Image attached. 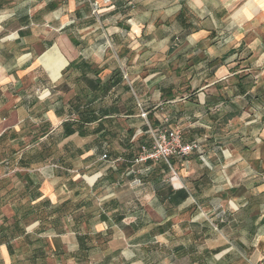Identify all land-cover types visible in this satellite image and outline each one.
I'll return each mask as SVG.
<instances>
[{"label": "crops", "instance_id": "obj_1", "mask_svg": "<svg viewBox=\"0 0 264 264\" xmlns=\"http://www.w3.org/2000/svg\"><path fill=\"white\" fill-rule=\"evenodd\" d=\"M150 44L160 57L130 58ZM107 47L120 55L99 57ZM165 120L200 152L137 164L135 141L151 146ZM39 204L66 216L41 226ZM146 206L162 218L154 238L177 226L215 233L212 250L176 246L198 255L192 264H264V0H0V227L21 229L12 254L0 244V263L12 264L20 240L31 264L49 253L58 264L100 253L149 264ZM89 212L95 247L85 249L77 217ZM97 234L117 248L99 249Z\"/></svg>", "mask_w": 264, "mask_h": 264}, {"label": "rangeland", "instance_id": "obj_2", "mask_svg": "<svg viewBox=\"0 0 264 264\" xmlns=\"http://www.w3.org/2000/svg\"><path fill=\"white\" fill-rule=\"evenodd\" d=\"M155 1L157 0H145V4H152ZM152 36H153V33L144 35L143 37L145 40H149L150 37ZM116 52L118 55H120L119 51H117L116 49H113L111 52L110 47L99 48L97 55L101 58H106L112 53V55L114 54L117 57ZM129 52H130V58H133L137 55L144 56L146 58H151V59L156 58V56L157 57L161 56L158 53V49L154 47V44H150L146 48L140 47L138 50H135V51H132V49H129ZM142 145L143 144L139 143L137 140L135 141V147L133 149L135 153H137L140 150V147ZM9 148H16V150H19L17 146L16 147L7 146L6 149L8 150ZM162 176H165V174H163ZM168 178L169 177H165L166 180H168ZM83 196L85 198L87 197V194L85 193ZM128 207L129 209L131 208L130 205ZM144 210H145L146 222H147L145 225V231L150 235V239H151V240L148 239L147 244L145 245V256L149 264H192L189 261L194 260L195 262L199 260L200 258L199 257L197 258L198 255H195L194 259L190 258L189 260L188 257H185V251L187 249L183 247L184 251L183 252L179 251L177 253L175 251V248L176 246H182V245L186 247L191 246L194 244V239L196 241L194 245L198 246V248H202L204 246L206 247L210 246L208 248L212 250V248L215 247L219 242L221 244V241L218 240V237L216 235H214L215 234L214 232L209 233L208 235L205 234L206 235L205 237L203 234H201V230H199L198 232L196 231L194 234V233H189V231L182 230L181 226L175 227V229H173L171 232L167 233L164 236H155L157 238H154V235H156L155 232L152 231L153 228H155L154 223L160 222L162 218L149 206H146ZM129 211H132V209H130ZM12 212L13 211L10 209L4 210V213L6 214V216H9V217L12 215ZM180 216L181 218L185 219L187 216H189V214H181ZM179 220L180 219L175 218L173 220V224L177 223ZM105 239H106L105 243H103V240H99V241L95 240L94 243L98 245L99 249L105 250V251H108V250L111 251L117 248L118 246L117 242L113 241V237L108 236ZM48 242H49L50 247H52L51 242L49 240ZM14 247L17 253L15 257L11 260L12 264H31L27 257V255H29L28 254L29 252L26 247V244L23 241L19 240L18 242H14ZM47 247L49 248V246H45V248ZM59 256H60L59 257L60 264H73L72 263L73 261L68 259V257H63V254H60ZM106 258L107 257H104V255L100 253L98 255L91 257V259L87 263H83V264H95V263L107 264ZM121 260L122 259L117 258L114 261H112V263L110 264H126L124 262L122 263ZM45 264H58V257L52 256V254L49 253L48 257L46 258ZM232 264H243V261L236 259L232 262Z\"/></svg>", "mask_w": 264, "mask_h": 264}, {"label": "trees", "instance_id": "obj_3", "mask_svg": "<svg viewBox=\"0 0 264 264\" xmlns=\"http://www.w3.org/2000/svg\"><path fill=\"white\" fill-rule=\"evenodd\" d=\"M72 65L74 64H71L69 66L72 67ZM68 68V69H69ZM89 70L92 71L94 74H96L97 76L100 74V70H97V69H94L93 66H89ZM97 84L95 86L97 92L100 94H104L105 93V89H106V85L104 86H101V81H100V78L97 80ZM90 81L87 80V84H89ZM82 114H79V119H78V123L82 120V117H81ZM75 133V129L74 128H67L66 130V134L67 136H72L73 134ZM136 159V158H135ZM134 159V160H135ZM173 159V158H171ZM170 159V160H171ZM176 159V158H175ZM169 160V161H170ZM30 163V160H26L24 158H21V160L19 161V164L21 165V167L25 168V167H28V164ZM169 170V167L167 168ZM22 180L21 183H24V182H27L26 186H27V191L34 186L33 183L30 182V179L28 177H21L20 178ZM24 191L26 192L25 190V187H24ZM22 193L23 195L25 194ZM182 200H185L187 198V195L186 194H182ZM42 206L39 204L38 206L35 207V210H30V211H35L36 214L39 215V219L41 220V226L43 223H46V222H49V224L51 225V227H56L57 224L62 220V218H64L66 216V211L65 209L62 210V209H54L52 212H48L47 210L41 208ZM94 217V213L93 212H89L88 214H85V215H81V216H78L77 217V225H78V229H81V225H83L82 221H81V218L82 220L85 222V227H86V233L82 235L80 241H81V247L82 248H85V249H90V248H93L95 246H93V237L90 235V231H89V228H90V220ZM52 218V219H51ZM84 218V219H83ZM105 217L103 215H101V219H104ZM50 219V221H49ZM120 220H122L121 218H119ZM39 220V221H40ZM18 222L15 223V225L17 224ZM11 231V228L9 226H5L4 224L0 227V234L2 236H0V244H7L8 245V248L11 252V254L13 253L12 251V247L10 245V238L13 237V235L15 234H19L21 235V229L19 226H17L16 228L12 229V233L10 232ZM160 234L164 233V230H159ZM23 234H25L24 232H22ZM25 239L27 240L28 239V236L25 235ZM103 239V236L102 234H97L96 235V241H99V240H102Z\"/></svg>", "mask_w": 264, "mask_h": 264}, {"label": "built area", "instance_id": "obj_4", "mask_svg": "<svg viewBox=\"0 0 264 264\" xmlns=\"http://www.w3.org/2000/svg\"><path fill=\"white\" fill-rule=\"evenodd\" d=\"M150 133L153 143L151 146L140 147L139 155L135 160L137 164L169 162L171 158L186 161L202 148L200 140L186 142L182 130L170 127L168 120H165L164 126L152 129ZM103 159H107V156H103Z\"/></svg>", "mask_w": 264, "mask_h": 264}, {"label": "snow or ice", "instance_id": "obj_5", "mask_svg": "<svg viewBox=\"0 0 264 264\" xmlns=\"http://www.w3.org/2000/svg\"><path fill=\"white\" fill-rule=\"evenodd\" d=\"M196 6H200V5H199V3H197V5H196Z\"/></svg>", "mask_w": 264, "mask_h": 264}, {"label": "clouds", "instance_id": "obj_6", "mask_svg": "<svg viewBox=\"0 0 264 264\" xmlns=\"http://www.w3.org/2000/svg\"><path fill=\"white\" fill-rule=\"evenodd\" d=\"M202 7V5H200Z\"/></svg>", "mask_w": 264, "mask_h": 264}]
</instances>
